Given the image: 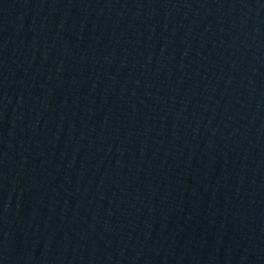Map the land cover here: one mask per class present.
<instances>
[{"label": "water", "instance_id": "1", "mask_svg": "<svg viewBox=\"0 0 264 264\" xmlns=\"http://www.w3.org/2000/svg\"><path fill=\"white\" fill-rule=\"evenodd\" d=\"M0 264H264V0H0Z\"/></svg>", "mask_w": 264, "mask_h": 264}]
</instances>
